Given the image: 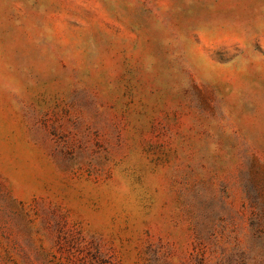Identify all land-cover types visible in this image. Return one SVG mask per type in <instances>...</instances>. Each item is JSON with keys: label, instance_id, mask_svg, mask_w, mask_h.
Wrapping results in <instances>:
<instances>
[{"label": "rangeland", "instance_id": "374dc122", "mask_svg": "<svg viewBox=\"0 0 264 264\" xmlns=\"http://www.w3.org/2000/svg\"><path fill=\"white\" fill-rule=\"evenodd\" d=\"M0 264H264V0H0Z\"/></svg>", "mask_w": 264, "mask_h": 264}]
</instances>
